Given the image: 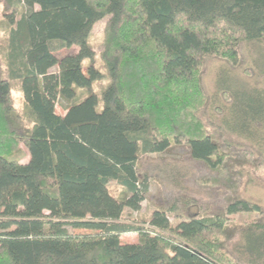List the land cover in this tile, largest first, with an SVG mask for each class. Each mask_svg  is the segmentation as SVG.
I'll use <instances>...</instances> for the list:
<instances>
[{"label":"trees","instance_id":"trees-1","mask_svg":"<svg viewBox=\"0 0 264 264\" xmlns=\"http://www.w3.org/2000/svg\"><path fill=\"white\" fill-rule=\"evenodd\" d=\"M5 3L0 264H264V220L241 224L231 217L264 214L237 187L243 166L229 174L225 212L172 223L176 206L170 205L155 208L144 221L149 226L123 220L149 190L140 171L146 155L184 142L210 168L228 165L215 139L219 129L210 128L213 111L223 114L224 100L237 93L225 84L211 97L202 69L207 57L236 62L243 42H264V0ZM104 18L107 75L92 65L84 69L96 55L92 29ZM60 100L64 114L57 111ZM259 109L244 110L245 122L228 129L249 140L264 124V106ZM111 181L121 186L119 194ZM127 232H136L137 241L123 242Z\"/></svg>","mask_w":264,"mask_h":264},{"label":"rangeland","instance_id":"rangeland-1","mask_svg":"<svg viewBox=\"0 0 264 264\" xmlns=\"http://www.w3.org/2000/svg\"><path fill=\"white\" fill-rule=\"evenodd\" d=\"M9 9L5 0H0V39L4 35ZM106 18L95 23L90 44L95 50V58L84 61V69L87 72L90 66H94L107 75V69L102 57L105 44ZM77 47L74 46L73 49ZM61 49L60 53H65ZM52 70H56L54 67ZM203 83L211 97H216L217 91L225 84L230 86L237 96L231 94L226 102L227 109L223 114L214 110L216 114L215 124L211 126V132L219 129L216 140L219 141L228 165L223 169L210 168L204 161L193 159L188 145L184 142L172 145L163 153H151L141 160L140 171L148 176L149 190L141 203L139 210L126 209L123 220L137 221L149 226L144 221L148 219L155 208L175 205V210L169 213L172 223L179 219L225 212L228 205L226 194L233 189L229 182L231 170L240 171L243 166L244 175L237 177L238 189L242 195L251 201L262 205L264 209V124L251 136L253 141L259 139V147H256L251 138L248 140L242 135H237L229 130L227 124L245 122L242 117L244 110L258 111L264 106V42L245 41L240 45L238 60L229 61L218 57H207L202 69ZM107 81L97 80L93 84V90L99 91ZM14 99L16 105L21 107L23 99L19 91L15 89ZM66 102L60 100L57 111L66 112ZM237 114V117H236ZM242 118V119H241ZM245 118V117H244ZM253 125V124H252ZM255 127V126H254ZM224 134L223 137H220ZM260 138H262L260 140ZM25 157V147L21 146ZM231 166L233 168H231ZM230 167V168H229ZM235 167V168H234ZM111 190L119 194L122 191L115 181L110 182ZM187 201V202H186ZM234 222L246 224L253 219L264 220V214L259 215L253 211H240L232 214ZM73 232H89V229L71 228ZM138 239L136 232H127L121 235L123 242H135Z\"/></svg>","mask_w":264,"mask_h":264}]
</instances>
